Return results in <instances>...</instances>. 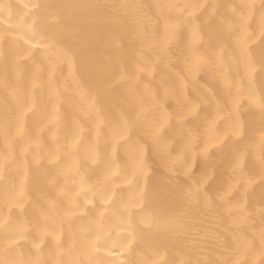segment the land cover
I'll use <instances>...</instances> for the list:
<instances>
[{
  "label": "bare ground",
  "instance_id": "bare-ground-1",
  "mask_svg": "<svg viewBox=\"0 0 264 264\" xmlns=\"http://www.w3.org/2000/svg\"><path fill=\"white\" fill-rule=\"evenodd\" d=\"M160 3L0 0V264H264L257 109L195 171L159 148L133 162L121 128L159 55Z\"/></svg>",
  "mask_w": 264,
  "mask_h": 264
},
{
  "label": "snow or ice",
  "instance_id": "snow-or-ice-1",
  "mask_svg": "<svg viewBox=\"0 0 264 264\" xmlns=\"http://www.w3.org/2000/svg\"><path fill=\"white\" fill-rule=\"evenodd\" d=\"M156 8L162 34L156 45L159 55L146 66L151 69L146 76L149 82L135 104L134 116L123 121L121 131L127 133L137 152L143 153V160L133 161L140 167L146 166L150 149L172 155L177 138L188 140L193 134L194 141L189 144L201 145L200 150L193 152L185 144L176 158L191 160L195 171L197 162L210 159L229 140H243L246 123L242 112L248 110L246 105L259 103L251 96L245 99L239 89L234 91L235 81L225 73L226 68L238 70L243 65L251 77L258 68L251 49L259 41L243 30L245 14L254 15L256 6L229 0H190L183 5L162 0ZM259 39L264 40V35ZM228 44L238 50L234 59L223 56ZM201 74H205L203 80ZM208 74L220 81L221 90L209 86ZM257 110L264 115V108ZM173 127L176 134L164 138L160 130ZM257 135L264 143V128Z\"/></svg>",
  "mask_w": 264,
  "mask_h": 264
},
{
  "label": "clouds",
  "instance_id": "clouds-1",
  "mask_svg": "<svg viewBox=\"0 0 264 264\" xmlns=\"http://www.w3.org/2000/svg\"><path fill=\"white\" fill-rule=\"evenodd\" d=\"M170 2L183 5L189 3L190 0H170ZM230 3L241 5V4H254L255 14L253 15L251 12L245 14V26L243 28L244 31L248 32L251 38L254 41H259L255 43L251 49V57L252 53L256 49L264 50V40L259 39L260 35H264V0H229ZM238 55V50L232 45L228 44L225 46V50L223 52V56L226 60L234 59ZM253 61V60H252ZM255 65L258 66L257 70L251 75V77L247 76L244 72L243 65L237 70L236 68H226V75L235 81L234 91L236 89L240 90L241 95L247 99L249 96L252 99L259 101V103L246 105L248 108H264V59H261L259 62L253 61ZM210 63H214V61L210 60ZM259 74V76H258ZM201 77L205 78V74H201ZM208 83L210 87L216 88L217 90H221L220 81L213 78L211 74L207 75ZM225 103L227 100L225 98ZM133 111V116H134ZM262 117L264 115L261 114ZM162 136L167 138L168 136L176 134L177 130L173 127L171 130H160ZM194 141L193 134H189L188 140H181L179 137L177 138V143L174 148L173 153L175 155H182V149L185 144H189V141ZM240 141V140H237ZM191 150L193 152L199 151L201 145L196 144L195 142H191L189 144ZM260 256H264V245H262ZM256 259L254 258L252 264H256Z\"/></svg>",
  "mask_w": 264,
  "mask_h": 264
}]
</instances>
